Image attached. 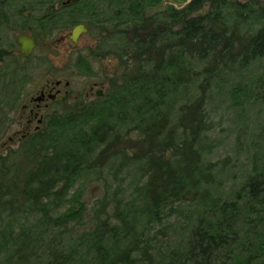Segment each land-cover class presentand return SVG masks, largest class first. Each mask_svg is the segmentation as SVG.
<instances>
[{
  "label": "trees",
  "instance_id": "obj_1",
  "mask_svg": "<svg viewBox=\"0 0 264 264\" xmlns=\"http://www.w3.org/2000/svg\"><path fill=\"white\" fill-rule=\"evenodd\" d=\"M164 1L96 0L110 8V24L125 39L121 55L134 60L136 73L94 105L45 124L18 209L39 215L34 228L80 223L85 212L80 191L69 200L65 197L76 179L95 170V151L101 149L98 156L105 155L108 145L103 144L110 137L129 139V133L112 134V126L124 121L137 132L138 150L130 152L124 146L110 158H121L117 171L136 167L134 193L115 199L112 217L99 219L93 213V226L81 233L74 249L48 247L47 259L39 264H264V149L262 162L254 160L252 172L229 202L209 192L216 181L201 147L210 89L236 79L231 95L237 104L242 105L244 97L264 104V71L253 89L240 81L244 71L264 58V5L260 0H191L157 11ZM93 4L87 0L85 6ZM6 11L0 5V18L8 19ZM262 131L264 140V126ZM62 201L76 207L53 218L50 205ZM185 202L193 209L186 241L155 256L148 223L161 222L166 208L176 212L178 206L173 205ZM20 228L11 238L12 251L0 258V264L36 261L44 230ZM11 239L0 238V255Z\"/></svg>",
  "mask_w": 264,
  "mask_h": 264
},
{
  "label": "rangeland",
  "instance_id": "obj_2",
  "mask_svg": "<svg viewBox=\"0 0 264 264\" xmlns=\"http://www.w3.org/2000/svg\"><path fill=\"white\" fill-rule=\"evenodd\" d=\"M50 1H53V11H55L66 0H0V3H6L5 6H7L9 17L18 18L16 15L18 8L34 7L37 9L39 7L37 3ZM92 1H94L93 6L85 9L86 18L84 21L91 20L88 18L92 17L95 21L102 23L97 24L93 22L92 25L96 26L90 28L88 33L81 39L87 45L86 50L93 51L98 56V58L90 57L87 53V56H89L87 59H90V62L88 60V64L100 77L103 78L108 75L112 79L109 89L115 88V90H119L127 76L131 73H136V69L133 70L136 67V63L133 59L125 57L126 55L124 57L121 55L124 47V45L122 46V41L125 39H120L117 29L115 30L110 24L112 17L110 8L106 7L102 2L97 3L96 0ZM260 1L264 5V0ZM167 5L173 4L169 0H165L163 7ZM173 6L178 7L176 5ZM204 11H206V7L203 9ZM68 30L70 28L64 27L62 30L54 32L51 37L45 35L43 38L48 43L54 37H57L58 33L67 32ZM48 54L51 56L53 64H59L63 61V56L59 53L49 51ZM42 57H44V61L46 62L47 57L45 55ZM48 63L46 62V67H51V64L48 65ZM250 69L248 72L244 71L242 73V80L240 79L242 83L246 84L243 87H247V89H253L254 81L264 71V58L256 61ZM44 70V66L38 67L34 72V80L32 82H27L23 78V92H29L31 84H35V82L40 83L45 79L46 73ZM69 73L67 72V74ZM74 79L78 80V78ZM237 82L239 81L233 79L224 87L218 86L217 88L210 89L208 100L204 106L207 117L204 120L207 126L205 133H203V138L201 137L203 140L201 147L204 151V163L213 167L211 174L216 181V185L210 188L209 192L212 196L229 202L234 199L245 178L252 172L254 160L258 159L259 161L260 157L263 158L262 153L264 149V140L262 139L264 104L261 101L255 102L252 98L248 102L247 97L241 98L243 100L242 105L237 104V101L231 95V87ZM20 87L18 88L19 90ZM109 89H106V93H108ZM19 90L14 86L0 85V102L4 100L9 102L12 96L19 92ZM55 110L60 114L62 113L61 115L69 111L64 106H55ZM171 118L172 122H174L175 115L173 114ZM122 124L112 126L114 129L112 134L116 132L118 135L123 136L129 133V139L119 142V139H116L115 135L110 137L103 144V147L108 145L105 155L98 156V152L101 149L95 151L93 156L96 159L93 164L95 170L86 176L83 175L79 179H76L69 195L65 197L66 200H69L74 191H80L81 201L85 204L84 217L80 223H69L61 226V228H49L42 225L34 228L39 222V215L24 214L19 211V201L23 196L22 189H24L26 174L29 172L35 157L36 161L38 152L33 151L34 148H31V145L22 146L13 152H6V150L1 148V143L6 140L1 130L0 188L2 196L0 197V238L3 237L4 240L8 241L16 237L21 229L20 227L25 229L33 228L39 232L44 230L41 250H37V256L33 255L36 257L37 262L35 259L32 260L33 264H39V260L43 262L47 259L48 247L62 249L64 246L67 251L74 249L78 245V238L81 233L93 226V213H96L97 217H100L99 219L108 216L112 217L115 212V199H128L134 193L136 181V177L134 176L136 167L135 170L131 166L130 170L123 168L117 171L121 164V158H110L111 152H115L124 146L128 147L130 152L138 150V145L134 143L137 132L132 131L133 125L126 121L122 122ZM84 129L87 130V127L84 126ZM105 157L110 159L108 162L100 164V161ZM259 162H262V160ZM190 205L188 202L175 203L173 207L178 206L174 208L177 209L176 212H170L166 208L161 217V222L151 221L148 223L146 227L147 237L151 238L149 243L150 251L155 256L158 257V252L162 249L168 250L166 249L167 247L172 248L177 246L179 241H186L187 232L190 229V227L188 228L190 220H187V218L190 217V212L193 211ZM74 207H76L74 202L62 201L58 206L50 205L49 214L53 218L59 217ZM242 226L240 228L243 232L245 227ZM13 244V239H11L7 243V248L4 249L3 254L0 255V258L5 257L12 251ZM240 253L239 250H236V255H241ZM257 264L262 263L258 262Z\"/></svg>",
  "mask_w": 264,
  "mask_h": 264
},
{
  "label": "flooded vegetation",
  "instance_id": "obj_3",
  "mask_svg": "<svg viewBox=\"0 0 264 264\" xmlns=\"http://www.w3.org/2000/svg\"><path fill=\"white\" fill-rule=\"evenodd\" d=\"M85 3L86 0H66L53 11V1L39 2L37 9L18 8V18H0V50L9 52L0 60V85L14 86L17 90L21 86L9 102H0V134L2 130L6 138L1 148L6 152L29 145L37 149L39 132L52 117L62 114L54 111L55 106H64L69 113L90 107L106 97L112 79L108 75L100 77L88 64L87 53L90 57L98 56L87 51L86 43L81 40L95 26L90 20L84 21ZM163 3L159 8H164ZM0 5L7 9L6 3ZM64 27L70 30L58 33L48 43L43 38L45 35L51 37ZM77 27L81 29L74 35ZM19 37L33 40L28 55L20 53ZM49 51L59 53L63 61L53 64ZM44 55L51 67H46ZM40 66L45 68V79L31 84L29 92H23V78L32 82L34 72Z\"/></svg>",
  "mask_w": 264,
  "mask_h": 264
},
{
  "label": "water",
  "instance_id": "obj_4",
  "mask_svg": "<svg viewBox=\"0 0 264 264\" xmlns=\"http://www.w3.org/2000/svg\"><path fill=\"white\" fill-rule=\"evenodd\" d=\"M171 4L176 5V6H182L190 2L191 0H169ZM159 11H162L163 8L157 9ZM80 27H77L74 29L73 33L76 35L79 32ZM18 43L20 45V53L28 55L33 47V40L32 39H27L26 37H19L18 38ZM9 52L5 50H0V60L6 55H8Z\"/></svg>",
  "mask_w": 264,
  "mask_h": 264
}]
</instances>
